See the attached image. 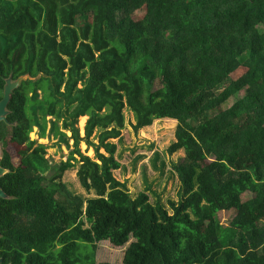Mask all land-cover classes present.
Here are the masks:
<instances>
[{
	"label": "trees",
	"instance_id": "obj_1",
	"mask_svg": "<svg viewBox=\"0 0 264 264\" xmlns=\"http://www.w3.org/2000/svg\"><path fill=\"white\" fill-rule=\"evenodd\" d=\"M22 75L0 121L1 264H114L96 259L101 241L125 247L123 264H264V0H0V100ZM125 109L136 133L177 121L169 154L208 151L173 164L176 198L116 176ZM34 126L73 138L68 158L52 164ZM74 167L95 196L68 188ZM232 209L225 244L216 214Z\"/></svg>",
	"mask_w": 264,
	"mask_h": 264
},
{
	"label": "rangeland",
	"instance_id": "obj_2",
	"mask_svg": "<svg viewBox=\"0 0 264 264\" xmlns=\"http://www.w3.org/2000/svg\"><path fill=\"white\" fill-rule=\"evenodd\" d=\"M142 16V12L136 13L137 18ZM244 71L245 68H241L236 71L233 76L238 77ZM27 77H29V75H25L23 79ZM19 82L20 81H14V84L16 85ZM39 92L40 95L43 96L44 91L39 90ZM29 95H31L30 90ZM234 101L235 98H231L226 102L225 107H228ZM127 112V109H125L127 120L125 128L122 129L123 141L118 144L119 153H122L119 160L123 168L121 170H116V176L126 181L128 188L134 195L141 191H147L151 201H153L156 198L154 191H157L162 195L163 200L168 197L176 198L177 191L179 190V180L173 169V164L184 159H194L204 164L210 160L208 151H202L189 157L184 156L182 150L169 154L167 148L175 140L177 121L175 119L165 118L156 119L151 125L141 128L139 132L136 133L130 124V120L135 122V117L133 115L129 116L130 113ZM83 116L84 117L80 116L78 119V127L81 136L85 134V124L88 119V115ZM50 118L51 116H48V119ZM61 124L62 122H60V125ZM49 127L50 122L47 124V132ZM64 131L68 136L71 135V130ZM97 131L98 129L92 136L93 141L96 143L98 142ZM30 137L32 139H38V142L48 146L46 156L52 164L67 159L73 148L74 140L71 137L68 141L69 145L65 142L58 141V138L53 134H47L45 137L39 138L38 127L36 126H34L33 131L30 133ZM111 141L117 142L118 138H111ZM3 147H5V145L0 142V150H2ZM6 147L12 156L13 162L19 164L20 156L18 149L21 146L16 142L9 141ZM80 148L82 152L98 160L94 147L89 146L84 140L80 142ZM100 152H105L104 148H101ZM76 171L77 167H74L65 171L63 175V181L68 188L77 194L95 196V193H88L84 187H82ZM235 213V210L232 209L222 210L216 214V218L220 224L219 229L222 233V240L225 244L230 240L228 226ZM124 248V246H115L109 241H101L98 243L96 259L98 261H108L114 264H123Z\"/></svg>",
	"mask_w": 264,
	"mask_h": 264
},
{
	"label": "water",
	"instance_id": "obj_3",
	"mask_svg": "<svg viewBox=\"0 0 264 264\" xmlns=\"http://www.w3.org/2000/svg\"><path fill=\"white\" fill-rule=\"evenodd\" d=\"M25 75H22V76H19L16 80H12L11 78H9L7 80V83L5 85V89H4V95H3V98L0 100V121L2 120H6L7 121V113H8V110H7V104L10 100V94L11 92L13 91L14 88H16L18 85H20V83L22 82V80L24 79H27V78H24ZM21 79V80H20ZM14 81L18 82L20 81L18 84H14ZM1 152V150H0ZM0 158H1V155H0ZM8 171V169L2 167L0 165V176L5 174L6 172ZM0 196L2 197H7V194L4 192V190L2 189L1 185H0ZM2 263V259L0 258V264Z\"/></svg>",
	"mask_w": 264,
	"mask_h": 264
},
{
	"label": "flooded vegetation",
	"instance_id": "obj_4",
	"mask_svg": "<svg viewBox=\"0 0 264 264\" xmlns=\"http://www.w3.org/2000/svg\"><path fill=\"white\" fill-rule=\"evenodd\" d=\"M5 86V85H4ZM3 95H4V89H3Z\"/></svg>",
	"mask_w": 264,
	"mask_h": 264
}]
</instances>
